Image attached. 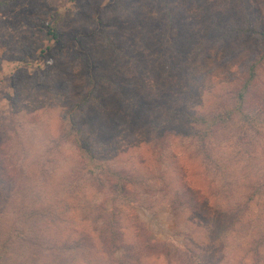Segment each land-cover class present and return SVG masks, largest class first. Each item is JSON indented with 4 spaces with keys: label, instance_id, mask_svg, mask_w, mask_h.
Returning <instances> with one entry per match:
<instances>
[{
    "label": "rangeland",
    "instance_id": "1",
    "mask_svg": "<svg viewBox=\"0 0 264 264\" xmlns=\"http://www.w3.org/2000/svg\"><path fill=\"white\" fill-rule=\"evenodd\" d=\"M241 1H229L235 14ZM161 6L0 0V138L15 154L3 163L0 150V264H264L263 119L188 117L233 108L246 47L233 64L213 52L201 61L198 9L188 13L190 41L173 39L176 27L163 44L153 33ZM229 69L242 77L227 86ZM77 116L91 132L80 145ZM116 224L136 244L130 252ZM76 241L84 246L71 249Z\"/></svg>",
    "mask_w": 264,
    "mask_h": 264
},
{
    "label": "trees",
    "instance_id": "2",
    "mask_svg": "<svg viewBox=\"0 0 264 264\" xmlns=\"http://www.w3.org/2000/svg\"><path fill=\"white\" fill-rule=\"evenodd\" d=\"M161 7L163 8V12H159L160 21L157 24L163 23V27L159 28V32L156 33L155 29L153 33H155L156 37H163V44L165 43L166 37H169L168 34L170 32H174L173 29L177 27L176 30L181 29V37L175 38L177 42L180 41H190L189 38L193 37L190 33L193 32V26L190 23L189 14L190 10H201V14L199 15L201 19H203L202 24L204 25L203 30L197 34V42L200 39H203L204 46H202V50L197 53L201 61L206 60V58L212 53V55L219 57V55L223 54L226 58H228V64H233L238 60L239 57L243 55L242 51H237L236 48L239 46L246 47L247 61L249 62L248 67V75H244L243 84L238 90L236 94V100L233 108L225 109L224 102L218 105V110H215L211 116L205 113L197 114L191 113L188 114V117L192 119L191 121L201 122L202 124H208L211 122L212 126H216L221 123H230L234 121V115H241L243 122L247 123L249 126H253L255 121H259L263 119L264 121V0H242L241 5L239 6L242 10L241 14H235V4H229L230 0H157ZM239 10V9H238ZM231 12V13H229ZM234 14H233V13ZM184 23L185 26L180 28V25ZM48 35L51 37V40L61 42L63 40L62 32H58L55 28H49ZM84 37V35H83ZM255 41L256 44L251 46V48H247V41ZM246 43V44H245ZM158 48H156L157 50ZM194 47L189 48L190 52H194ZM183 54V51H182ZM190 55V54H188ZM124 56L128 59L132 60V64L130 66L133 69L135 62L138 61V57L135 54H131L129 52H124ZM88 57V56H87ZM91 60L92 58L89 57ZM230 61V62H229ZM168 70L174 66L175 59L168 60ZM139 66V61H138ZM227 67V66H226ZM246 67V66H244ZM247 68V67H246ZM173 69V68H172ZM242 71H233V70H225V80L227 81V86L231 82L237 80L240 81L242 77L239 74ZM244 73V72H243ZM240 75V76H239ZM225 80L223 82H225ZM226 88V87H225ZM224 89V87H223ZM259 96V101H253L254 112L252 114L248 113L246 110V105H250V101L254 95ZM256 99V98H255ZM81 117L77 116V120L73 127V133L76 135L73 137L72 141L77 143L78 145L82 144L85 141V137L88 136L90 132V128H88V124L85 126L84 124L80 125ZM249 140L248 134H245ZM245 135H238L237 139L239 141L245 140ZM84 136V137H83ZM5 137L0 138V150L3 149V163H14L13 157L14 153L9 156V151L6 150V145L8 142H5ZM246 144V143H245ZM2 153V152H1ZM2 167L0 166V169ZM6 169L3 170V172ZM9 179V178H8ZM120 189L122 193H127L128 188L121 184ZM191 193H197L201 198H204V195L201 190L190 188L186 190ZM185 193V192H184ZM182 195V194H179ZM249 199V198H248ZM251 200V198L249 199ZM117 225V224H116ZM117 234L120 236V249H125L128 252L131 249L136 247V244L125 242V233L122 230L120 224L117 225L116 228ZM104 233L101 232V236L103 237ZM81 242V241H79ZM74 242L71 246V249H79L84 245L83 243ZM107 242H104V244ZM106 245L104 248L106 249ZM143 247V246H142ZM147 247V246H144ZM107 250V249H106ZM109 255L112 256V251H107ZM134 256L137 253H132ZM142 255L138 256V259ZM130 258V255L128 256Z\"/></svg>",
    "mask_w": 264,
    "mask_h": 264
}]
</instances>
